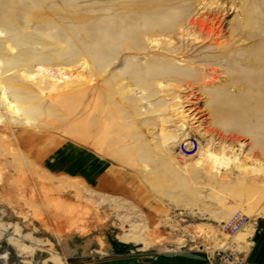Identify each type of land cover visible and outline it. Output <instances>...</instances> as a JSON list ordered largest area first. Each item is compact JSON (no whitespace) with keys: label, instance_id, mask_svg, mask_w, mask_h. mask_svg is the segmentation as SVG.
Returning a JSON list of instances; mask_svg holds the SVG:
<instances>
[{"label":"rangeland","instance_id":"374dc122","mask_svg":"<svg viewBox=\"0 0 264 264\" xmlns=\"http://www.w3.org/2000/svg\"><path fill=\"white\" fill-rule=\"evenodd\" d=\"M29 18H42L49 30L34 21L26 29ZM196 18L206 19L212 42L174 39L176 58L187 65L180 69L192 76L186 80L178 70L181 79L170 81L174 69L167 60L175 57L149 48L136 34L149 26L175 29ZM0 22L16 38L49 33L68 44L66 56L84 46L97 50L109 65L110 85V95L98 102L92 101L93 92L51 104L41 96L46 84L19 82L27 90L21 95L24 106L35 108V123L0 124V264H228L215 257L226 248L259 264L264 169L252 171L253 165L249 174L242 173L229 163L223 174L194 172L196 189L193 179L172 166L181 163L174 156L181 151L174 147L167 153L157 136L162 118H176L178 102L170 99L180 90L171 87L165 94L159 82L187 84L186 94H179L196 115L193 127L199 123L237 139L242 146L237 158L250 154L264 168V0H0ZM153 22L160 24L155 28ZM128 41L131 49L124 52L121 45ZM25 54L30 53L12 51L9 57L0 51V58L17 69ZM158 72L166 74L152 78ZM136 75L147 83L142 101L132 80ZM202 76L216 80L204 86ZM120 82L131 95L120 91ZM145 108V115H137ZM164 126L167 133L173 130V124ZM235 217L246 224L229 235L223 226Z\"/></svg>","mask_w":264,"mask_h":264},{"label":"bare ground","instance_id":"6f19581e","mask_svg":"<svg viewBox=\"0 0 264 264\" xmlns=\"http://www.w3.org/2000/svg\"><path fill=\"white\" fill-rule=\"evenodd\" d=\"M35 19L36 18L26 19V20H28V21H26V23H24V24H26V26H28L26 29L31 28L32 26H29V25L32 23V21H34V23L37 24L38 27L46 28L45 30H47V29L49 30L50 25L46 24L45 25L46 27H44L43 25L45 24V21H42V18L40 20L39 19L35 20ZM0 23H2V22H0ZM153 24L155 27V24L157 25L160 23L153 22L151 25H153ZM160 26L156 30L152 29L153 27L149 26V29H147L145 32L138 33V35L136 34V39H138L141 42H144V40L147 41V46H149V48L159 49L168 57L174 56L175 58H171V59L167 60L170 63L167 65L170 66V68H173L175 71L177 70L176 72H173L174 70L170 69V70H173L171 72L175 75V77L176 76L179 77L180 76L179 71L182 72L181 67L185 68L187 65H186V62L184 60H180V57L176 58L177 51L175 48V44H177V43H174L175 42L174 39H176L177 41H180V42L184 41V40H190V41H193V43L194 42H196V43H211L212 39H213L212 37L214 36V34L212 32H210L206 29V26H207L206 19H203V20H200L198 18L191 19L186 25L178 26L175 29H169V30L165 29L163 27H160ZM167 31L171 32V34L168 36H166V34H165ZM118 33H120L119 30H118ZM118 35L122 36V34H118ZM130 35H132V33ZM16 36H17L16 34L10 33L9 30H4V29L0 28V51H3L4 53L6 52L8 54V56L12 53V51H14L15 53H18V52H24V53L29 52L30 53V54H25L23 56L25 58V61L22 60L24 65H23V67L21 66L20 68H17V69L16 68L14 69V67H10L13 63L12 60H11V62H7V61L3 60L2 58H0V109L3 112V115L7 116V119H6L5 117H3V115H0V124L2 122H5V120H7L8 122L17 123V124L23 123L27 127L34 126V123H35L34 120L35 119L33 120V112H34L35 108L24 106L23 103L25 100H23V97L21 95L26 96L27 90L25 91V90L21 89V84L19 82L31 83L32 85H37L39 87L41 86L42 83L46 84L47 86L44 89H41L40 92H41V96H43V98H48L50 100L51 104H56V100L58 98H64V97L65 98H71L72 97L74 100L77 99L76 101H78L79 99H83L89 93H93V92H94V94L96 93L95 100H92L93 102L97 101V99L100 96L110 95L109 94L110 89H108V87L110 88V85L108 84V80H105L106 69L109 67V65L108 64L105 65L102 62V60H100V58L97 55V50L92 51L90 49H85V46H84V50H78L77 52H75V54H74L75 56L73 54L66 56L65 51L69 47L68 44H65V42H63L62 40L57 41L54 38L51 39L49 33H44L42 35L41 39L32 38L30 36L22 37V35H20V38H16ZM43 36L46 38H43ZM129 39H130V37H129ZM117 42L118 41H116V44H117ZM128 44H130V41H128L127 43H123L121 45V50L124 52H128L131 49V46H129ZM35 46H37V48L39 49V50H36L38 52L31 51V49H33ZM164 54H163V56H164ZM67 62H69V63H67ZM165 70H166V68H165ZM183 70H185V69H183ZM168 72H169V74L171 73L169 70L167 71V73ZM183 72L185 75L186 71H183ZM183 72L181 73L182 75H183ZM208 72H212V70H208ZM151 73H153V70ZM187 73H189V72H187ZM164 74H166V73H163V72L159 73L158 72V74L156 76L153 75L152 78L155 77L156 79H158L157 77L160 78ZM173 74H172V76H174ZM137 75H136V77H132V80H133V82L136 83L135 86L137 87L136 89L139 90V94H140L139 97H140V100L142 101V100L146 99V87L145 86L147 85V83H146L145 79H142L143 77L140 76L141 77L140 78ZM184 75L182 77H184L185 79H186V77H188V75L190 78L191 73L186 74L187 76H184ZM172 76L170 78L169 77H166V78H169L170 81H176V79H181L180 78L181 76L179 78H177V77L175 78ZM184 78L182 80H185ZM201 78L204 79V81H203L204 86L211 85L213 80H216L215 78L208 80V76H202ZM186 80H185V82H186ZM149 81H147V82L149 83ZM179 82H178V85L180 83H182V82H180V83ZM121 83L122 82H120L118 84L120 91H122L123 93L132 92L131 88L130 89L124 88V86H125V85H123L124 82L122 84ZM161 85H163L162 81L159 82L158 88H160L162 90V92H164L165 94L170 93L169 89L171 87H176L177 89H180L179 93L182 90H183L182 92H184V88L187 86V84L185 87H183L181 84L179 86H177V83L175 86H172V84L170 85L167 83L164 84L163 87ZM189 85H191V84H189ZM191 86H193V85H191ZM19 89H21L20 90L21 93L18 92ZM185 92H187V91H185ZM179 93L174 95V97H172L170 99L172 101L177 100V102H178L176 104L173 101L175 103L174 106L177 107V111H178V112L174 111L175 112L174 116H176V118H174V117L170 118L168 116H167L168 118H166V117H164L165 119L162 118L160 120V122H161L160 123V131H158L159 134L157 136V137L160 136L159 138H161V143H159V144L164 146V148H166L165 146H167V148L165 149L167 153L170 154V151H172L171 148H174V147H176L179 151H181V152H174L175 158H177L179 160V162H181V163H177V160L173 161V160H175L174 156L172 157L171 160L169 158L170 161H173L172 166H174V168L176 169V172L178 171L181 174L185 175L186 178L189 180H192V179L194 180L195 176L191 175L194 172L200 173L201 175H206V173L209 171H210V173L213 172L214 174H218V173L223 174L222 171H224L225 168L228 167L229 163L230 164L233 163L235 165V168L238 170V172H242V173H248L249 174L248 170H246V169L252 167L253 165H254V167H252V171H255V172L259 171L260 172L261 170L264 169V168H262L263 165H261L260 161L257 162L259 159L253 160L254 158H252L250 154H245L244 156L241 157V159L237 158V156L240 154L241 148H242V146L240 144L238 145L239 141L237 139H233L231 136L223 135V134H221V132H216L217 129L214 132L210 128H206V127L202 128V126H200L199 123L197 125L195 124L196 127H193V124L197 122L196 121L197 120L196 115L192 114V110H193L191 108L192 106L189 108H186L187 106L182 105L180 98L184 97V95L180 96ZM131 94L132 93H130L129 95H131ZM187 95H188V97H190L189 93ZM93 99H94V97H93ZM191 99H192V97H191ZM187 100H189V99H187ZM187 100L185 99V101H186L185 104H188L187 102H189V101H187ZM92 101H91V103L93 104ZM58 102H61V100L60 101L58 100ZM89 102L90 101H88V103ZM191 104L193 105V103H191ZM96 106H97V104H96ZM98 106H100L99 103H98ZM93 107H94V105H93ZM93 107H92V110H96ZM171 107H173V106H171ZM193 107H195V105ZM237 110H239V108H237ZM96 111H98V110H96ZM136 112L138 113L137 115H139V116L145 115L146 114V108L144 110H141V111L136 110ZM234 112H236V110ZM240 112L238 113L239 115H240ZM235 114H237V113H235ZM238 114H237V116H238ZM139 118H141V117H139ZM110 119H112V118H110ZM134 121H133V123H134ZM158 121H159V119H158ZM137 123H138V121H137ZM167 123L173 124V130L169 133H167L168 130L166 131L165 126H164V124L166 125ZM128 127L131 128V126H128ZM144 128H146V127H144ZM140 132L142 133V137L144 139H146V135H147L146 129H142ZM141 133H140V135H141ZM148 134H150V132ZM83 136L84 137H83L82 141L84 143L90 145L92 140L87 139L86 135H83ZM155 136H156V134H155ZM148 139L150 140V138H148ZM125 140H126V138H125ZM118 142H120V141H118ZM126 142H129V139ZM143 142L145 143L148 141H143ZM158 142H157V144H158ZM151 146H152V143L149 147H151ZM83 147H85V145ZM161 147H159V148H161ZM84 150H85V152L90 151L86 148H84ZM165 150H163V152ZM235 153H238V154L236 155ZM101 157H103V156H101ZM111 157H113V156L111 155ZM250 160H252L254 163L252 162L253 164H250L249 163ZM145 169H146V167H145ZM262 174L264 177V171H262ZM188 175L192 176L193 178L189 177ZM263 180H264V178H263ZM198 182H199L198 180H194L193 185H195ZM198 185H200V184H198ZM191 186H192V184H191ZM196 189H197V184H196ZM67 207H69V206H67Z\"/></svg>","mask_w":264,"mask_h":264},{"label":"built area","instance_id":"2783aa9c","mask_svg":"<svg viewBox=\"0 0 264 264\" xmlns=\"http://www.w3.org/2000/svg\"><path fill=\"white\" fill-rule=\"evenodd\" d=\"M245 224L246 219L243 217H235L228 223L224 224L223 228L228 230L229 235H234L240 231ZM215 257L223 259L228 264H250L245 258L239 257L233 249H219L215 252Z\"/></svg>","mask_w":264,"mask_h":264},{"label":"crops","instance_id":"0c3cea01","mask_svg":"<svg viewBox=\"0 0 264 264\" xmlns=\"http://www.w3.org/2000/svg\"><path fill=\"white\" fill-rule=\"evenodd\" d=\"M260 257H261V256H258V257H257V259H256V263L259 261V262H258L259 264H263L264 262H261V261H263V259H264V255L262 256L261 259H260Z\"/></svg>","mask_w":264,"mask_h":264}]
</instances>
